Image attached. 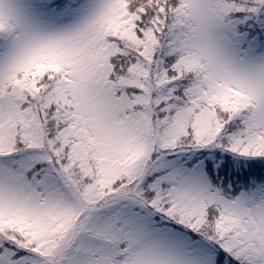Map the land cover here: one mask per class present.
<instances>
[{
    "label": "snow or ice",
    "instance_id": "obj_1",
    "mask_svg": "<svg viewBox=\"0 0 264 264\" xmlns=\"http://www.w3.org/2000/svg\"><path fill=\"white\" fill-rule=\"evenodd\" d=\"M0 264H264V0H0Z\"/></svg>",
    "mask_w": 264,
    "mask_h": 264
}]
</instances>
